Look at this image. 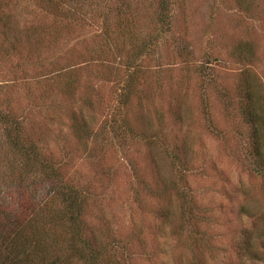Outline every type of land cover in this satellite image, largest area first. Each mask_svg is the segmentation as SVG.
Listing matches in <instances>:
<instances>
[{
	"label": "rangeland",
	"instance_id": "374dc122",
	"mask_svg": "<svg viewBox=\"0 0 264 264\" xmlns=\"http://www.w3.org/2000/svg\"><path fill=\"white\" fill-rule=\"evenodd\" d=\"M1 15L0 115L81 190L98 264H188L192 250L264 264V176L239 109L245 81L264 106V0H0ZM3 138L0 125V205L43 197L38 175L16 187ZM177 172L198 219L188 235L173 231Z\"/></svg>",
	"mask_w": 264,
	"mask_h": 264
},
{
	"label": "trees",
	"instance_id": "16d2710c",
	"mask_svg": "<svg viewBox=\"0 0 264 264\" xmlns=\"http://www.w3.org/2000/svg\"><path fill=\"white\" fill-rule=\"evenodd\" d=\"M9 23L8 17L0 16V26L8 27ZM2 34L5 39L6 33ZM9 44L11 45V41ZM244 83L239 109L250 128L251 149L248 154L255 162V172L264 176V152L261 145L264 142V106L257 105L258 88L249 81ZM122 98L125 104L126 97ZM0 125L4 146L19 164L15 168L16 187L20 189L27 177L36 175L41 177L40 180L46 184L48 190L47 194L38 198L25 196L21 192L20 202H11L8 208L0 205V264H66L67 257L77 259L82 264H98L99 254L105 244H101L91 232H85L82 228L84 196L81 195V190L61 180L57 170L44 159L35 141L22 134L18 122L3 114L0 115ZM75 129L78 138L85 136L89 130L84 122ZM118 131V135H136L127 124L118 126ZM165 152L167 154V150ZM167 155L171 164L175 165L174 169L182 172L185 168V157ZM178 175L180 172L176 174L173 187L179 199V217L182 220L180 224L173 226V231L188 235L191 232L189 226L192 225L195 229L198 219L193 206L178 185L182 181V175ZM175 183L178 187H175ZM53 199L59 207L57 211L51 207ZM184 222L186 226L182 225ZM247 244L245 250H248ZM55 249H62L65 255H58L53 251ZM188 257V264H202L200 256L194 250ZM105 264H110V261L106 260Z\"/></svg>",
	"mask_w": 264,
	"mask_h": 264
}]
</instances>
